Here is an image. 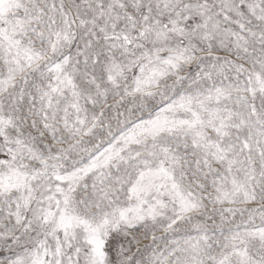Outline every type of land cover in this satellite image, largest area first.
Returning <instances> with one entry per match:
<instances>
[{"label": "snow or ice", "instance_id": "snow-or-ice-1", "mask_svg": "<svg viewBox=\"0 0 264 264\" xmlns=\"http://www.w3.org/2000/svg\"><path fill=\"white\" fill-rule=\"evenodd\" d=\"M0 264H264V0H0Z\"/></svg>", "mask_w": 264, "mask_h": 264}]
</instances>
